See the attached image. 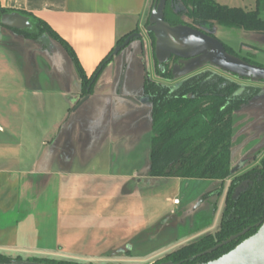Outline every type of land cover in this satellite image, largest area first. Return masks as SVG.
Returning a JSON list of instances; mask_svg holds the SVG:
<instances>
[{"label": "crops", "instance_id": "1", "mask_svg": "<svg viewBox=\"0 0 264 264\" xmlns=\"http://www.w3.org/2000/svg\"><path fill=\"white\" fill-rule=\"evenodd\" d=\"M153 5L154 0H0V13L25 12L47 23L74 49L91 77L122 39L143 33ZM28 41L32 40L0 26V253L63 256L59 250L63 220L70 232L91 222L87 230L95 238L93 224L125 206L123 185L122 191L113 187L108 195L112 174L74 170L76 163H116L113 156H100L95 137L89 142L90 154L84 147V156L77 155L74 134L79 131L85 137V123L99 119L98 135L105 124L112 126L147 108L122 100L113 68L93 88L88 120L77 126L70 123L77 111L70 109L64 118L61 114L69 110L68 101L79 103L85 97L80 74L74 70L71 76L64 74L67 52L56 41L52 40V53L38 43L32 48ZM57 94L67 100L61 112L54 101ZM49 97L53 100L47 103ZM149 178L157 179L148 170L130 176L127 193L133 195Z\"/></svg>", "mask_w": 264, "mask_h": 264}, {"label": "rangeland", "instance_id": "2", "mask_svg": "<svg viewBox=\"0 0 264 264\" xmlns=\"http://www.w3.org/2000/svg\"><path fill=\"white\" fill-rule=\"evenodd\" d=\"M215 1L232 8L253 10L256 7V0ZM142 32L146 40L144 46L131 45L114 57L99 76L95 86L98 87L101 79L109 75L113 68L115 80L118 79L119 82L124 63H127L124 86L126 95L132 97L144 95L147 78L154 82L163 81L157 75L153 41L146 34L145 29ZM212 33L237 56L249 58L257 65L264 67V35L220 26H214ZM52 43L54 42L50 39L43 40V45L49 47V49L44 48L48 53H52ZM35 44L34 41L28 43L32 48H36ZM60 50L64 52L62 48ZM65 58L68 65L63 64L65 65L64 74L71 76L73 70L75 74H79L67 53ZM233 79L242 85L248 83L245 80ZM249 85L259 86L263 92L260 97L237 111L233 117L234 167L240 162H246L243 169L258 166L264 155V83L258 85L249 83ZM65 99L63 94L54 96L60 112L67 102ZM52 100L49 97L46 102L50 103ZM57 102H54L56 106ZM76 102L68 101L69 110H65L61 117H65L70 109L74 112L78 106ZM93 103L94 100H91L78 109L70 123L77 126L84 123L83 119L88 120L87 116L90 117L93 111ZM145 108L147 109L129 113L122 121H116L112 126L105 124L98 135L96 127L101 124L99 119L97 122L91 120L85 123L87 130L85 137L84 133L79 131L74 134L76 149L80 151L76 153L77 155L84 156L81 152L84 147H87V151L84 149V152L87 155L90 154L87 153L91 151L89 142L95 137L97 138L95 146L98 148L100 145V156L116 158V163L112 165L94 162L87 166L84 163H76L74 170L112 174L111 181L107 183L108 195L111 194L113 187L122 191L123 185L125 206L120 211L108 212L100 222L92 223L97 226V229H94V232H98L95 238H93L92 230H87L91 222L87 221L85 228L77 226L73 232H70L65 226L66 219L63 220L59 243V250L63 256L35 257L22 254L25 261L34 257H50L58 260H73L81 264H153L164 255L196 242L208 234H215L220 229L226 209L230 180L222 182L149 178L144 181V184L139 185V190L133 195L127 193L130 176L135 173L146 174L149 168L153 134L149 120L150 109ZM143 197L146 199L143 200ZM131 198H134L133 203L127 201ZM148 199H150L149 204ZM174 201H178L177 206L173 204ZM127 202L128 205H126ZM61 219L64 218L61 216ZM5 254L13 260L18 256L10 252Z\"/></svg>", "mask_w": 264, "mask_h": 264}, {"label": "trees", "instance_id": "3", "mask_svg": "<svg viewBox=\"0 0 264 264\" xmlns=\"http://www.w3.org/2000/svg\"><path fill=\"white\" fill-rule=\"evenodd\" d=\"M176 0H168L165 21L172 26L189 25L213 35L214 26L242 29L264 35V0H256L253 10L223 6L215 0H179V13L175 11ZM177 8V7H176ZM13 11L1 10V14ZM31 29L12 30L25 39L32 40L44 48L43 40L59 43L75 64L83 81V96L92 94L93 88L105 69L113 60L114 50L99 64L91 77L85 73L74 49L44 21L25 12ZM187 19V20H186ZM130 36V35H129ZM122 39V45L129 37ZM155 46L154 36H150ZM226 46V45H225ZM229 53L236 55L228 46ZM237 56V55H236ZM245 61L256 64L249 58ZM157 75L162 82L147 78L144 97L151 104V151L148 174L153 178L188 180H216L227 182L233 179V117L249 105L263 90L257 86H244L228 74L213 69L202 70L186 79L175 81L171 62L161 73L156 62ZM88 88L90 91L88 92ZM244 169L242 170V172ZM241 172V171H240ZM246 180L252 184L238 199L234 198L239 185ZM264 222V160L252 172L234 179L227 193L226 209L220 229L200 240L164 255L153 264H202L216 260L232 251L241 242L254 235L257 224ZM246 229V236L217 251L199 256L216 247L230 237ZM13 259L0 253V263ZM14 260H24L17 257ZM27 261L45 264H81L73 260H58L50 257L33 258Z\"/></svg>", "mask_w": 264, "mask_h": 264}, {"label": "water", "instance_id": "4", "mask_svg": "<svg viewBox=\"0 0 264 264\" xmlns=\"http://www.w3.org/2000/svg\"><path fill=\"white\" fill-rule=\"evenodd\" d=\"M168 0H156L150 16L148 25L145 29L146 34L154 36V57L157 62L158 69L161 73H165V66L171 62L173 58L179 59V63L172 68V76L175 81L194 75L205 68L220 71L223 74L235 76L240 80H247L252 85L264 83V67L257 64H251L239 56L231 54L227 51L223 44L215 35H209L199 29H195L189 25L172 26L165 21V11ZM0 26L10 30L23 31L31 29L32 24L29 17L19 12L0 13ZM146 40L142 33L131 34L125 42L117 46L112 53L110 60L124 52L131 45L144 46ZM127 63L122 66L121 78L118 82V91L123 101L134 104L138 107H148L149 120L151 125V104L144 95L141 97H132L124 93L125 77ZM90 88H88V92ZM260 97V96H258ZM257 98V97H256ZM255 98V99H256ZM91 99V94L86 95L78 103L77 109H81ZM254 99V100H255ZM253 100V101H254ZM240 166L232 170V174L237 172ZM247 183L239 187L234 195L238 199L242 192H245ZM258 231L241 242L229 253L222 257L202 264H264V222L256 226ZM250 229L234 235L207 250L199 256L211 254L218 249L227 246L234 241L246 236ZM0 264H45L40 262H32L25 260H12L9 263ZM173 264V263H166Z\"/></svg>", "mask_w": 264, "mask_h": 264}, {"label": "flooded vegetation", "instance_id": "5", "mask_svg": "<svg viewBox=\"0 0 264 264\" xmlns=\"http://www.w3.org/2000/svg\"><path fill=\"white\" fill-rule=\"evenodd\" d=\"M178 1L179 0H176V2H175V11L176 12H178L179 13V11H180V9H179V6L177 5V3H178ZM177 7V8H176ZM179 63V59H177V58H173L172 60H171V64H172V68H173V66L174 65H176V64H178ZM206 69H210V68H206ZM206 69H204V70H206ZM192 76V75H191ZM232 75H230L229 77H231ZM190 77V76H189ZM188 78V77H187ZM232 78H236L235 76H232ZM184 79H186V78H184ZM236 79H238V78H236ZM239 80V79H238ZM178 81H180V80H178ZM245 81H247V80H245ZM160 82H162V81H160ZM249 81H248V83L247 84H245L244 86H251V85H249ZM257 87H259V86H257ZM264 160V155H263V157H262V159H261V163H262V161ZM233 164H234V161H233ZM245 164H246V162H240L238 165H236L234 168H236L237 166H240V169L237 171V172H235L234 174H235V177H233V179H231L230 180V185H231V183H232V181L234 180V179H236L237 177H239L240 175H242V174H244V173H248V172H252L255 168H257V167H259L261 164H259L258 166H255V167H252V168H249V169H244V171L242 172V170H243V168H244V166H245ZM241 171V172H240ZM247 183V185L248 186H250L251 184H252V182L250 181V180H246V181H243L240 185H239V187H241V186H243V183ZM248 186H247V188L245 189V191L248 189ZM238 187V188H239ZM237 188V189H238ZM260 224V223H259ZM258 225V224H257ZM256 225V226H257Z\"/></svg>", "mask_w": 264, "mask_h": 264}, {"label": "built area", "instance_id": "6", "mask_svg": "<svg viewBox=\"0 0 264 264\" xmlns=\"http://www.w3.org/2000/svg\"><path fill=\"white\" fill-rule=\"evenodd\" d=\"M174 204H175V205H178V201H174Z\"/></svg>", "mask_w": 264, "mask_h": 264}]
</instances>
